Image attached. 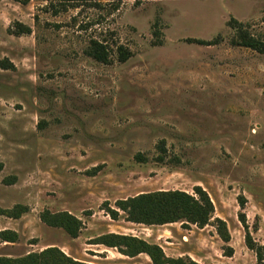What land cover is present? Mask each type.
Instances as JSON below:
<instances>
[{"label":"rangeland","instance_id":"obj_1","mask_svg":"<svg viewBox=\"0 0 264 264\" xmlns=\"http://www.w3.org/2000/svg\"><path fill=\"white\" fill-rule=\"evenodd\" d=\"M233 21L264 41V0H0V62L15 66L0 67V231L18 234L0 238V257L56 247L89 264H152L94 244L121 232L174 258L258 264L238 216L244 196L250 232L264 245V53L232 44ZM16 22L31 33L14 34ZM91 40L107 46L110 63L87 53ZM118 46L131 52L126 61ZM197 186L215 207L202 228L106 211L142 193ZM17 205L28 211L10 217ZM45 210L78 217L79 236L44 223Z\"/></svg>","mask_w":264,"mask_h":264},{"label":"trees","instance_id":"obj_2","mask_svg":"<svg viewBox=\"0 0 264 264\" xmlns=\"http://www.w3.org/2000/svg\"><path fill=\"white\" fill-rule=\"evenodd\" d=\"M21 4H27L30 0H14ZM67 4L71 3H86L92 0H64ZM121 2L122 0H113ZM66 8V6L64 7ZM58 10H56L57 12ZM231 27L236 30L233 45H239L251 48L259 53H264V41L251 36L243 24L238 21L231 22ZM32 29L30 26L21 22H16L14 25L13 33L16 35L29 34ZM207 43L208 42H201ZM87 53L103 63H110V54L107 46L97 40H91ZM117 53L121 61H126L131 52L123 46H118ZM0 67L4 69L15 68L13 63L8 60L0 62ZM160 151L158 161L164 162L166 157V145L162 140L157 146ZM143 159L141 156H137ZM2 164H0V169ZM194 194H189L182 190H164L150 193H142L135 197L126 200H119L116 203L117 209H112L108 205L106 211L112 219L118 220L119 210L126 213V220L136 224L144 225H165L176 222H187L195 224L199 227H204L210 224L212 216L215 211L214 204L209 194L201 187L194 188ZM239 203L242 211L239 213V221L245 230V243L246 246L255 252L258 264H264V245L258 243L252 233L250 232L247 223V217L244 213L246 198L239 197ZM28 211L21 205H17L11 211L6 213L10 217L18 218L23 212ZM41 220L51 227H58L64 229L72 238H77L83 228L82 221L69 212L51 213L45 210L40 214ZM217 232L220 238L229 243L231 236L224 220L217 218ZM0 238L4 241L15 242L18 239V234L14 231L5 230L0 231ZM94 244L105 245L109 248H118L122 254L134 257L141 253H145L151 259L152 264H200L199 262L191 259L190 257H170L163 248L155 243H150L144 239L131 236L110 233L97 238ZM124 250H123V249ZM225 256L231 257L233 255V248L226 246ZM0 264H89L75 260L65 254L62 250L56 247H49L40 252L29 253L20 258L0 257Z\"/></svg>","mask_w":264,"mask_h":264},{"label":"crops","instance_id":"obj_3","mask_svg":"<svg viewBox=\"0 0 264 264\" xmlns=\"http://www.w3.org/2000/svg\"><path fill=\"white\" fill-rule=\"evenodd\" d=\"M169 225H171V224H169ZM116 233H121V232H116ZM122 234V233H121ZM156 244V243H155ZM141 255H146V256H148L147 254H145V253H141V254H139V255H137V256H134V257H129V256H124V257H128L129 258V260H131V259H139V257H141ZM149 257V256H148ZM150 259V258H149ZM150 261H151V259H150ZM152 263V262H151ZM134 264H136V263H134Z\"/></svg>","mask_w":264,"mask_h":264}]
</instances>
